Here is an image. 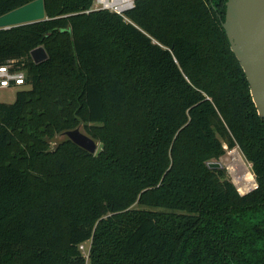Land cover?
<instances>
[{"label":"trees","instance_id":"1","mask_svg":"<svg viewBox=\"0 0 264 264\" xmlns=\"http://www.w3.org/2000/svg\"><path fill=\"white\" fill-rule=\"evenodd\" d=\"M43 1L44 20L0 30V65L28 87L0 102V264H86L81 244L88 264H264V119L226 0H136L127 20ZM80 124L99 151L51 147ZM233 148L243 194L206 165Z\"/></svg>","mask_w":264,"mask_h":264},{"label":"water","instance_id":"2","mask_svg":"<svg viewBox=\"0 0 264 264\" xmlns=\"http://www.w3.org/2000/svg\"><path fill=\"white\" fill-rule=\"evenodd\" d=\"M44 19V1L33 0L0 15V30ZM221 26L230 50L244 72L256 112L264 119V0H226ZM29 54L35 64L47 59L42 46L34 48ZM80 128L81 124L60 134L76 146L94 154L96 142ZM206 165L210 169L222 167L219 161H208Z\"/></svg>","mask_w":264,"mask_h":264},{"label":"rangeland","instance_id":"3","mask_svg":"<svg viewBox=\"0 0 264 264\" xmlns=\"http://www.w3.org/2000/svg\"><path fill=\"white\" fill-rule=\"evenodd\" d=\"M26 88H28L26 85H22L18 87L0 88V102L12 103L15 98L16 91ZM80 129L82 132H84L82 128ZM65 138L66 136L60 133L57 134L55 139H53L50 143L51 147H54L57 142ZM96 144L97 147L95 153L100 149V144L98 142H96ZM212 161H219L222 167L226 169L228 178L232 181V183L235 185L237 191L240 194L246 193L247 191L251 190L254 187L255 182L253 180V175L251 173V166L243 159L237 148H233L231 150L226 149L225 154L223 156H221L217 160H212ZM250 176L251 178H249ZM241 191L243 192L241 193ZM86 245L87 244H85L84 247ZM84 255L86 258V264H88L87 250H84Z\"/></svg>","mask_w":264,"mask_h":264},{"label":"built area","instance_id":"4","mask_svg":"<svg viewBox=\"0 0 264 264\" xmlns=\"http://www.w3.org/2000/svg\"><path fill=\"white\" fill-rule=\"evenodd\" d=\"M135 1L136 0H92L91 6L85 12L103 10L119 15L127 20L125 18V13L134 7ZM24 78L25 75L22 70H14L12 68V61H7L4 65H0V88L22 86L24 84ZM255 186L254 184L253 188H255ZM79 248L82 251L85 250L83 244H81Z\"/></svg>","mask_w":264,"mask_h":264},{"label":"bare ground","instance_id":"5","mask_svg":"<svg viewBox=\"0 0 264 264\" xmlns=\"http://www.w3.org/2000/svg\"><path fill=\"white\" fill-rule=\"evenodd\" d=\"M249 178H251V176L249 177ZM252 183V182H251ZM250 185V184H249ZM241 190H243V189H241ZM243 191H241V193H242Z\"/></svg>","mask_w":264,"mask_h":264}]
</instances>
